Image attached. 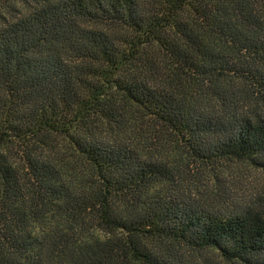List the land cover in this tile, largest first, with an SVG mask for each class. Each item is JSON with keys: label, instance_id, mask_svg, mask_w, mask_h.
<instances>
[{"label": "trees", "instance_id": "obj_1", "mask_svg": "<svg viewBox=\"0 0 264 264\" xmlns=\"http://www.w3.org/2000/svg\"><path fill=\"white\" fill-rule=\"evenodd\" d=\"M238 163L264 169V0H0V264H264Z\"/></svg>", "mask_w": 264, "mask_h": 264}, {"label": "rangeland", "instance_id": "obj_2", "mask_svg": "<svg viewBox=\"0 0 264 264\" xmlns=\"http://www.w3.org/2000/svg\"><path fill=\"white\" fill-rule=\"evenodd\" d=\"M222 176L226 178V188L230 187L234 197L232 201L235 203L245 205L250 203L257 193H264V169H255L244 163H238L230 166ZM202 254L211 257L213 264H232L223 261L216 252Z\"/></svg>", "mask_w": 264, "mask_h": 264}]
</instances>
